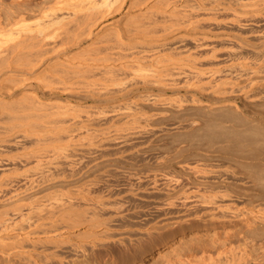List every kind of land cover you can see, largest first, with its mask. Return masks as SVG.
I'll return each instance as SVG.
<instances>
[{
  "label": "rangeland",
  "instance_id": "1",
  "mask_svg": "<svg viewBox=\"0 0 264 264\" xmlns=\"http://www.w3.org/2000/svg\"><path fill=\"white\" fill-rule=\"evenodd\" d=\"M72 1L73 3L76 2V0ZM81 1L83 3L84 0ZM166 1L159 0L158 3H154L155 5H151L152 8L150 6L151 3H149L148 5L150 6L151 10H163L162 8H166L168 6H176H174L177 11L175 12L176 14L174 13L175 17L173 16V14V17L163 16V18H160L161 16L158 15L157 17L152 14L153 17L156 18L158 23V25H153L152 22L149 23L150 25H153L150 27L152 31L153 29L157 30L153 31L154 34L150 33L151 31L149 27L146 28L149 29L148 35H146V29L144 31L146 33L141 32L140 34H138L139 32H137L138 35L136 36L132 34L133 32L130 34L131 30L134 31L133 28L137 26L138 23L146 21V19L144 18L145 15H135L134 17L128 16L127 18L125 15H122V13L119 11L115 12L114 14L110 15L108 18H105L103 20L100 25H105L102 29H100V32L97 34V37L95 39H83L81 43L77 44L74 43L73 39L67 38L66 35L63 34V31H61L62 33L60 34L59 31L62 30V27L61 25H59V23L54 22L55 24L52 23L53 25L51 24L48 26L49 28L47 29H50L51 32L49 33V36H52L50 37L52 40L50 39L49 42H51L52 44H54L55 42V45H59L57 47L58 50L55 53L53 52L50 56L53 61L54 59L58 60V58L60 61L64 62H67L68 60L71 61L70 56L73 54L72 56L75 57V62L81 59L91 60V58H96V60H99L97 58H109V61L114 60L115 62H117V65H115L109 70L90 68L88 70L85 69L82 71L68 70V72H48L47 74H45V76L41 77V79H37L38 81L35 80L32 82L31 91L33 90L32 93H34L37 99L42 101H46L49 99L48 101L55 102H50L51 104L47 103L45 104V106L39 107L40 109L38 111V113L41 112V114L44 110L46 113L53 112V114H51L52 116L48 115L47 117L51 119V122L49 124L53 128V130L50 131V126L48 127V131H50L47 132L48 139L46 137V134L44 137L42 136L43 138L39 137V140L43 139L44 141H36L34 139L35 133L38 134L37 136H41L40 134H42V132L46 133L42 131L41 128L37 129L40 127L38 125H41V122L43 120L41 114H38L36 116H38L39 118L40 115V119L34 117V119H32L35 120L34 123L30 122L29 124L31 127L32 125L34 126V124H36L34 126L35 129H32L31 127L29 128V126L24 125L23 127H16L18 128L16 130L14 126L15 131H17V134L15 132L14 134H16L17 137H20L21 140L20 141L18 138H16L19 141V143L18 141L15 142L17 143V145L9 142L0 141L3 142L0 144V163L2 165L4 164L3 166H7L5 167L6 169L8 168L7 170L5 169L7 172L11 171L10 173H12V175L9 174L12 176L10 181V177H7L8 174H6L7 172L4 170L5 175H3V177H6V179L4 178L3 182H5V187L3 185L0 186L2 190V192L0 190V196L4 194L6 195V197L5 195L0 197V199H3L0 201V213L2 217L8 216L10 217V219L12 218L11 221H14L15 223L19 224L20 221L22 222L23 220L24 222H26L25 226L30 225L29 228H32L31 225L33 224V221L31 222V219L33 218V228L36 226L34 230H43L44 225H46L45 229H48L46 227L51 226H49L48 222H46L48 223V225L45 222L38 223L39 220H37L36 214L39 213V209L35 206L40 207L41 205H50L48 207L43 206L42 210L40 208V210L43 211L44 207H46V211H49V209L51 210L53 207L51 206V203L54 205V201L57 202L58 197L60 199V197H63L61 195H64L65 198H67V196L71 198V196L76 195L74 192H76L77 190H82L85 192L88 191L90 194L96 193L102 195H106L108 194L109 190H112L113 202L115 203L114 205L121 206V208H123V211L126 212L125 216L129 215L126 218L124 216L125 219L123 218L122 221L127 220L130 222L132 219L135 220L134 218L139 220V218L143 216L152 217L154 216V214H157V211L155 210L156 206H160L165 202L164 190L162 191V189H153V181L157 180L156 182H163L166 180V182H171L170 184H172V186H177L176 188H178L179 183L180 185H185L184 183L186 182H188V184L189 182L193 183L192 181L194 180V169L191 168L193 165L205 168H207L206 165H208V167H217L219 165L215 164H221L227 161H230L229 163H234L236 165L233 166V169H236L234 170V173L236 174V176L234 177L237 179H235L234 177H227L226 179L217 178L216 180L215 178L214 181L211 182L210 178L207 181L208 185H206L209 187L218 186L216 188H219L223 184L224 187H228V189L233 190L235 193H241L240 195L241 197H243L242 199L244 200L242 201L243 203L252 202L254 204L256 203L257 199L260 200L257 201L258 203H264V184L261 186L262 188L260 190V186L257 185L255 182H251L252 185L253 183H255V185L252 186L249 180L244 181L245 178H247L250 174L252 175L256 172L262 174L264 172V146H250L249 144L247 145V143L241 140L240 136L233 131V127L231 128L232 125H229L231 122L226 121V116L231 117L230 115H234V113L232 112L233 109L230 106L232 100H236L239 105L243 108L244 112L253 110L254 108L250 107L253 105V103L249 101H244L241 97V94H238L239 92L231 91L228 92L229 101L217 104V106L222 107H219V109H214L210 107L208 103L209 101L211 102V100L217 101L219 97L216 98L217 95L214 96V93L210 91L204 92L199 88L201 84L206 83L205 81L207 75H209V70L213 72L215 69L224 68L232 62L228 60H231V58L235 56V53H230L229 50L233 48L235 49L237 47V43L243 44L246 40V49H244L245 53L243 52V55H245L247 61H245V59L244 61L242 60L245 63L243 67L250 66V64L253 63L255 60H257L256 62L259 61L258 58H255L252 48L254 47L255 49H257L258 46L264 44V2H261L262 0L250 1L248 3L249 6L258 1L257 6H259L260 8H254L255 10L252 11V16L249 15L245 18L240 17L238 14V17L236 18V14L240 12V10H238L239 7L243 5V2L245 5L249 0H243L242 2H240V0H227V2L226 0H222L223 2L220 0H215V2L213 0L214 2L212 3H210L212 0H168V3H166ZM238 1L241 4H239ZM245 1L247 2L245 3ZM2 2L3 4H1V8L3 12L8 9L10 10L11 8H15V10H20L21 8V10H24V12H32L31 18L36 20L41 15L40 12H42V9L39 10L41 7L45 8L44 6L47 7L49 4L53 5L56 1L3 0ZM220 2H222L223 4H220ZM76 3H78V0ZM226 4H228V8L233 9V15H231L232 11L230 9H227ZM114 5L115 4H113L111 7H113ZM164 5L167 6L164 7ZM140 6L144 8L147 7L145 6V4H140ZM218 6L220 10L218 9ZM233 6L236 8H234ZM212 7H215L216 10ZM222 7L223 9L221 11ZM29 9L32 10L30 11ZM210 9L215 10L217 14L215 15V11L211 12ZM217 10H219V12ZM131 14H133V12ZM208 14H211V18L214 15L216 18L213 17L214 19H211L209 18L210 16ZM181 15L184 16L181 17ZM260 15H262L263 17ZM222 17L224 18L222 19ZM250 17H252L253 19ZM158 19L160 22L158 21ZM180 19L182 21H180ZM183 19H185V21L187 22H185ZM229 19L232 20L230 21ZM177 21H179V23ZM189 21H191L192 24H189ZM185 24H187V27ZM100 25L98 27H100ZM97 28H95V30ZM168 31L169 33H167ZM149 34L151 35L149 36ZM153 35L156 36L153 37ZM157 35L158 38H155L157 37ZM174 35L176 36V38ZM181 35L183 37H181ZM184 36H187V38H184ZM188 38L192 39L189 40ZM237 40L239 41L237 42ZM147 42L151 45L148 44L144 46L145 44H147ZM153 43H155L154 46L152 45ZM258 43L260 44L258 45ZM157 44L161 47H158ZM199 44L200 46H198ZM207 44L209 46H207ZM74 52L76 53L75 55ZM246 54L249 56H247ZM65 56H68L69 58L67 59L65 58ZM237 62L240 61L237 60ZM247 62H249V65ZM237 67L238 71H240L239 69L241 67L239 65H236V67L234 66L233 68H231H236L235 70H230L232 74H230L231 78L233 77L232 82L234 81V79L236 80L234 81L235 84L230 82V85H233V87H235L236 84L239 86H244L245 84V86H249V81L253 79L254 84L252 83L250 85V92L253 91V94L258 93V91L264 92V81H262L264 80V73H259V75L256 74L255 76L253 75L254 77L251 76L252 78L250 80H248L249 78H247L245 75H243V77H241V75L240 77H238V79H236V76H238ZM200 73H202V75ZM141 74L143 77L141 76ZM222 75L223 74H221V72H219L218 74H214V77H212L214 78V81L212 80V83H220L221 81H224L222 80L224 79V77L229 76V74L226 76V73L225 75ZM140 77L142 79H140ZM170 78H172V80ZM255 78H257V81L255 80ZM157 83H159L160 85ZM155 85L157 87H155ZM223 85L228 86L229 83ZM255 87L257 88L255 89ZM197 88H199L200 91ZM68 101L73 102L75 104L83 105L84 107L82 106L75 109L63 110V107L60 105V103L63 104ZM244 106H248V108H244ZM221 116L223 117V119H225L224 121L226 123L223 126L215 124V121H217V119ZM216 117L217 119H215ZM37 119L39 120V124H37ZM216 125L219 126V128H216ZM23 128L29 129H25L26 133L29 131H33L32 133L34 134L29 132L27 134L29 135L31 133V135L26 136V138L24 136H21V133L19 132H21V130H24ZM229 128H231L232 131ZM66 129L68 132H66ZM58 132H60L61 135ZM49 136H53L54 138L50 137L52 140H49ZM60 137H62V139ZM43 142L47 144L45 145L43 144ZM67 142H69V144ZM66 143L69 146L64 145ZM28 146L29 148H27ZM52 146L55 149H57V146L60 148L56 151L52 148ZM21 147L27 149L22 148V150ZM73 148L75 149V151L73 150ZM2 151H4L5 153ZM6 154L9 157H11L12 154L14 158H19L20 154H22V156L20 157H23V154H25L29 158L24 157L25 159L21 158L19 159V161L18 158L14 159L12 157L15 161L13 159L11 161V158L8 159V156ZM65 154L66 156H63ZM29 155L34 157H30ZM5 163L8 164L6 165ZM9 168H11L12 170ZM32 168H35L34 170L36 172ZM18 169H20V171L18 172L22 176L19 175L18 172H16ZM24 169L26 171H24ZM29 169H31L32 172ZM190 169H193V171H190ZM14 172L18 174V176ZM247 174L249 175L246 176ZM0 176L2 177L1 174ZM239 178L242 179L239 180ZM21 180L23 183L21 182ZM33 181L35 182V184ZM13 182H15V184ZM32 182L34 186H31ZM219 182H221L222 184ZM215 183H218V185H216ZM257 186L258 188H255ZM3 187L7 191H5ZM17 187L19 189H17ZM28 187L29 189H32L29 190ZM129 187L134 190L133 194H129L126 192V189H128ZM158 187H160V185H158ZM84 188L89 189L86 191ZM220 188L223 187L221 186ZM18 190H20V193L17 192ZM243 191L244 193H242ZM246 197L249 200L245 199ZM7 198L8 200H6ZM75 199L72 200L73 206L75 207L74 209H81L84 206V203H81L80 199ZM36 201H38L39 204ZM48 201H51L50 204L48 203ZM12 203L14 204V206ZM20 203H23V205L21 206ZM117 203H119L120 205H118ZM16 204L19 205V207H22L20 208V210L17 206L18 211H21H19L21 215L20 213H17L18 211L15 212ZM263 205L264 204H262V206ZM26 206L28 207V209ZM8 207H11V209L8 210ZM245 207L248 206L245 204ZM35 209L38 212H36ZM46 211L44 210L43 213H41L45 214ZM130 213H132V215ZM22 214H27L28 216L25 215L23 217ZM18 215L19 218L17 217ZM14 216L17 219H20L21 216L23 218H21L19 221L14 218ZM229 217L228 218L230 219V221L227 220L228 218L219 219L221 220V225L217 221L211 220L210 223L209 221L206 222L207 217L202 219L199 218V220H197L196 217H190V219L192 220L187 218L189 222L187 219H185V222L183 223H181V221H184V219H181L179 220L180 223H173L175 226L169 224L171 225L169 227H172V229H169L168 226L165 227L167 231L164 230L165 228H162L161 230L159 229L158 231H160L161 234L158 236L156 235L157 237L152 236L153 238L151 237L150 239L149 237L148 239L147 234L142 232V234L145 235V237H143V235L141 236L143 238L141 239L144 242H142L141 240L140 242L142 243H139L138 246L129 244L126 247L123 244H117L115 241H107V243H105V241V244L101 243L95 247H92V250L91 247L88 246L87 251H91V257L89 256L90 258L88 264H189L188 261H190V263L192 264L191 259L195 261V255H192L193 257L190 255L192 257L191 258L188 254L187 256L191 258L190 260H188L189 258L187 259V257L185 256V254L189 253L191 247H194L197 244L199 245L200 241L203 246H209V243L211 246L212 242L213 245H217V243H220L221 240H226L224 241L225 243H223L226 246L228 245V239H221L225 237L226 232H228V236L226 235V237L230 236L229 241H232L234 238L238 237L237 235L239 234L237 232H239L240 230V235L243 232V234L247 237L248 240L245 239L247 242H245L246 244L243 243V246L241 243L242 240H239L240 242L238 240L236 241H238V243H240V245L242 246H240L242 248H240L241 250L246 249L247 251L249 250V252L252 253L249 254V252L247 253V251H245V255L249 254L250 260L253 257L252 255H255V252H264V226L262 229V225H260L261 223H258L259 225L257 224V226L255 225V227H249L248 222H246L245 220L238 221V218H231V216ZM25 218H27V221L29 219V222H31V224L24 220ZM195 220L198 221V223H195ZM235 220L236 222H234ZM24 222H22L20 225L23 226ZM118 222L121 221L118 220ZM211 222L218 224L214 225L211 224ZM40 223H45L44 225L41 224L42 228ZM19 224H17V226H19ZM178 224L179 226H177ZM238 228L240 229L238 230ZM49 229L52 228L50 227ZM168 229L171 231H168ZM257 229H260L261 231H258ZM252 230L254 233L256 232L255 235H257V238L256 236H254ZM231 231L237 233V235L234 233L236 236L234 235L235 237H233ZM53 233L54 236L57 235L56 237L60 236L58 234V231L57 233ZM247 234L248 236L253 235L252 239H249L250 237H248ZM221 235H223L224 237H222ZM212 237L213 239L215 238L216 242L215 240L212 241ZM254 238H256L257 240ZM260 239L261 241L257 242ZM146 240L149 241L146 242ZM253 240L254 242H256L257 245L251 243ZM196 241L198 243H196ZM236 241H234V243L237 244ZM190 243L193 246L188 247ZM248 244H250L251 246H248ZM51 246L52 245L50 244H46L43 245L42 248L40 245H38L36 247L37 256L35 255L36 258L33 257V259L35 258V261H32L36 264H43L45 262L44 259L47 258L46 260H50L47 261L48 263L46 262L44 264H53V262L54 264L56 262V264H60L56 260V257L51 256L49 254V252L52 251V249L54 248L57 253L61 254L62 256L65 255V264L68 260V263L72 261L71 259L73 253L69 248H67L66 246H61V248ZM65 247L67 250L65 249ZM185 247L187 248V250L185 249ZM47 248L48 250L50 249V251H48ZM43 249L45 250V252ZM260 249L262 250L261 252L259 251ZM183 251L184 254L182 253ZM1 252L2 251L0 250V264L33 263L30 261H26L22 257L20 258L15 255L12 256V254L8 251H3L2 253ZM241 252H243L244 254V251ZM196 253L194 254L198 256L199 252ZM69 254H72V256H70ZM190 254H193V249L191 250ZM42 255L45 257H43ZM52 257H54L55 259ZM261 258H263L264 260V254H262V257L260 255L257 259L260 263H257L256 261L255 264H264V261H261ZM38 259L42 263L38 261ZM54 260H56V262ZM250 260H248L247 262H249V264H253L254 260ZM195 264L198 263L196 262Z\"/></svg>",
  "mask_w": 264,
  "mask_h": 264
},
{
  "label": "bare ground",
  "instance_id": "2",
  "mask_svg": "<svg viewBox=\"0 0 264 264\" xmlns=\"http://www.w3.org/2000/svg\"><path fill=\"white\" fill-rule=\"evenodd\" d=\"M2 1L3 0H0V141L9 142V143H13V144H16V145H17V143H15V142H17L18 139L20 140V137H17V135H16L17 131H15L14 126L16 128V127H23L24 125H26V126H29V128H30L31 127L29 125L30 122L34 123V121H35V120H32V119H34V117L38 118V116H36V115L41 114V112L38 113V111L40 109L39 107L45 106V104L50 103V102L51 103L52 102L55 103L54 101H48L49 99L46 100V101L45 100L42 101V100L37 99V97L34 95V93H32L33 90L31 91V86H32V82L33 81H35L37 79H41V77L45 76V74H47L48 72L49 73L50 72H54V73L55 72H64V71L68 72V70H70V71L71 70L72 71L81 70L82 71V70H85V69L88 70L90 68H92V69L99 68V69L109 70V69L113 68L115 65H117V62H115L114 60L109 61V58H97L99 60H96V58H91V60L90 59H85V60L81 59V60H78L77 62H75V59H74L75 57L72 56L73 54L70 56L71 57L70 58L71 61L70 60H68L67 62L60 61L59 58H58V60L54 59V61H53V59H51L50 56H51V54L53 52L55 53L58 50L57 47L59 45H55V42H54L55 40L53 41L54 44L49 42V40L51 39L50 37H52V36H49L50 35L49 33H51L50 29L49 30L47 29V28H49L48 27L49 25H51L52 23L53 24L59 23V25H61V27H62V30L59 31L60 34L62 33L61 31H63L64 32L63 34L66 35L67 38L73 39L74 43L77 44V43H81L83 39H88V38L89 39H91V38L95 39L97 37V34L100 32V29H102L103 26L105 25V24L100 25L103 22V20L105 18H108L110 15L114 14L117 11L121 12L122 15H125L127 18H128V16L134 17L135 15H137V16L145 15L144 18L146 19V21H145L146 23L143 22V21L138 23V25L133 28L134 31L131 30V27H130V30H131L130 34L133 32L132 34L135 35V36L140 34L141 32H144L147 27H149V29H150L151 26L158 25L157 20H156V18L153 17V15L157 16V17L159 15V16H161L160 18H163V16H170L171 17L175 12H177L176 9L174 8L175 5L168 6L166 8H162L163 10H159V9L158 10L157 9L156 10L155 9L151 10V8H152L151 5L152 4L155 5L154 3L155 2L158 3L159 0H84L83 3H82L81 0H80V3H79V0H78V3H76L77 0L74 3H73L72 0L71 1L70 0H55L56 2L53 5L49 4L51 6H49V5L47 7L44 6L45 8L41 7L39 9V10L42 9V12H40L41 15H40V17L38 19L35 20V19L31 18L32 17V12H30L31 14L29 13V11L28 12L27 11L24 12V10H21V8H20V10H18V9L15 10V8L14 9L11 8L10 10L8 9V10L3 12L2 8H1V4H3ZM162 1H166V0H162ZM167 1H166V3H168ZM214 1L212 0L210 3L214 2ZM220 1H222V0H220ZM242 1L243 0H240V2H242ZM250 1H252V0H249L248 2L245 1V3L247 2L246 4L248 5V3ZM222 2H220V4ZM226 2H227V0H226ZM229 2H231V1H229ZM240 2H239V4H241ZM261 2H264V1L262 0ZM149 3H151L150 4L151 8H150V6H148ZM237 3H235V4H237ZM17 4H19V3H17ZM113 4H115V5L113 7H111ZM138 4H139V7H138ZM140 4H145V6H147V7H145V8L141 7ZM172 4H173V2H172ZM228 4H230V3H228ZM228 4H226L227 5V9H230V8H228ZM246 4L244 5V2H243V5L239 7L238 10H240V12L236 14V16H235L236 18L238 17V14H239L240 17H245V18H246V16H249V15L252 16V11L255 10L254 8H256V7L258 8L259 7V6H257L258 5V1L256 3H254V4H251L250 6L249 5L247 6ZM217 5H219V4H217ZM165 6H167V5H164V7ZM149 8H150V10H149ZM212 8L214 9L215 7H212ZM216 8H217V6H216ZM216 8H215V10H216ZM224 8H226V7H224ZM234 8H236V7H234ZM218 9H219V6H218ZM222 9H223V7L221 8V11H222ZM26 10H28V9H26ZM215 10H211V12L212 11L214 12ZM219 10H217V11L219 12ZM230 10L232 11L233 9L231 8ZM132 12H133V14H131ZM233 12L234 11H232L231 15L234 14ZM214 13H215V15L217 14L216 11ZM175 14L173 15L174 17H175ZM211 14H208V15L210 16ZM215 15L213 16L214 18H216ZM182 16H184V15H181V17ZM260 16H262V15H260ZM187 17H189V16H187ZM235 17H233V18H235ZM209 18H211V16ZM223 18L224 17H222V19ZM229 18H230V16H229ZM250 18H252V17H250ZM218 19H220V18H218ZM183 20L185 21V19H183ZM215 20H217V19H215ZM158 21H159V19H158ZM163 21H164V19H163ZM180 21H182V20L180 19ZM198 21H195V22H198ZM210 21H212V20H210ZM150 22H152L153 25L152 24L150 25L149 24ZM177 22L179 23V21H177ZM185 22H187V21H185ZM190 22L191 21H189L188 23L192 24V22L191 23ZM154 23H157V24H154ZM147 24L150 25V26H148ZM180 24H182V23H180ZM99 25H100V27H98ZM182 25H184V24H182ZM185 25L187 27V24H185ZM58 27H60V26H58ZM154 27H152V28H154ZM95 28H97V29L95 30ZM178 28H179V26H178ZM149 29H146L147 33L144 32V33H146V35H148ZM47 31H48V33H47ZM150 31H151L150 32L151 34H154L153 31H157V30L153 29V31H152V29H150ZM169 31L167 33H169ZM137 32H139V33L137 34ZM161 33H163V32H161ZM151 34H149V36ZM51 35H53V34H51ZM154 36H156V35H153V37ZM159 36H161V35H159ZM124 37H126V36H124ZM181 37H183V36L181 35ZM143 38H144V36H143ZM155 38H158V35ZM175 38H176V36H175ZM184 38H187V36H184ZM190 39H192V38H190ZM238 41L239 40H237V42ZM245 41H244L243 44L242 43H237V47L235 49L233 48V49L229 50L230 53L231 52L235 53L234 54L235 56L232 57L231 60L230 59L228 60V61H232L228 66H225L224 68L215 69L213 72L211 70L208 71L209 75H207L206 81L204 80L206 83L205 84H201L199 86V88H200V90H202L204 92L210 91V92L214 93V96L217 95L216 98L219 97L217 101L211 100V102L209 101V103H208V105L210 107L214 108V109H219L220 106H217V104L229 101L228 92H231V91L239 92L238 94H241V97H242V99L244 101H249V102L253 103V105L250 106V107H253L254 109L250 110V111H247V112H244L243 108L239 105V103L236 100H232L231 101L232 105L230 104V106L233 109L232 112L234 113V115L233 114L230 115L231 117L226 116V118H227L226 121L231 122L230 124L229 123L228 124L232 125L231 128L233 127L232 128L233 131L237 135H239L240 139L245 141L247 143V145L249 144L250 146L251 145H263L264 146V103H263V101H264V92L258 91V93H255V94L252 93L253 91L250 92V87H251L250 85L253 83V79H251V78L254 77L256 74L259 75V73L260 74L264 73V44H261L262 46L261 45L258 46L260 44V43H258V45H257L258 47L256 46L257 49H255L254 47H253L254 49L252 48L255 58L256 59L258 58L259 61L256 62L257 60H255L253 63L250 64V66L243 67L245 65V63L243 62L244 59H245V61H247L245 55H243V52L245 53L244 49H246V46H245L246 42ZM155 43H153L152 45L154 46ZM148 44H150V43L147 42V44H145L144 46H146ZM200 44H201V42H200ZM200 44L198 46H200ZM78 45H80V44H78ZM161 45H162V42H161ZM159 46L160 45H158V47ZM207 46H209V45L207 44ZM253 46H255V45H253ZM75 54L76 53L74 52V55ZM211 54H212V51H211ZM227 54H229V53H227ZM68 56L67 57L65 56V58L68 59L69 58ZM208 56H209V54H208ZM247 56H249V55H247ZM229 57H231V56H229ZM60 58H62V57H60ZM237 60L240 61V62H237ZM247 63L249 65V62H247ZM236 65H239L241 67V68L239 67L240 71H238V67H237V71H238L237 75L238 76L235 75L236 79H238V77H240L241 75H242L241 77H243V75H245L247 78H249L248 80L251 79L249 81V83H250L249 86H245L246 84L244 86L241 85V84H240L241 86L236 84L235 87H233V85H230V82L235 84L234 81H236L234 79V81L232 82L233 77L231 78L232 74L230 72V70H235L236 69V68L235 69H231L234 66L236 67ZM219 72H221V74H223V75H225V73H226V76L229 74V76L228 77H224V79H222L224 81H221L222 83L221 82L220 83H218V82L212 83L214 81L213 80L214 78H212V77H214L213 75L214 74H218ZM200 74L202 75V73H200ZM141 76H142V74H141ZM145 77H146V75H145ZM174 78H177V77H174ZM140 79H142V78L140 77ZM170 79L172 80V78H170ZM255 80L257 81V78H255ZM258 80H259V77H258ZM155 81H156V79H155ZM260 81H258V82H260ZM262 81H264V80H262ZM174 82H176V81H174ZM145 83H144V85H145ZM227 83H229V85H228L229 87L227 85H223V84H227ZM237 83H239V82H237ZM157 84H159V83H157ZM255 85H257V84H255ZM162 86H163V84H162ZM155 87H157V86L155 85ZM260 87H259V89H260ZM199 88H197V89L199 90ZM256 88L257 87H255V89ZM24 89H26V90H24ZM247 89H249V90H247ZM254 92H255V90H254ZM60 105L63 107L62 108L63 110L75 109V108L83 106V105L75 104V103L70 102V101L65 102L63 104L60 103ZM242 105H244V104H242ZM244 108H248V106L247 107L244 106ZM51 114H53V112L46 113L45 110H44L42 112V114H41V116L43 117V120L41 119L42 120L41 125H38V126H40L39 128H37L38 126L36 127L37 129L41 128V130L46 132V133H43L40 130L42 132V134H40L41 136H37L38 135L37 133H35L36 134V136H35V134L32 133L33 131H29L32 134H34V139L36 141L37 140L38 141H44L43 139L39 140V137H42V136L44 137L45 134L47 135L46 137L48 139L47 132H50L51 130H53V128L49 124L51 122V119L47 118L48 115H51ZM221 114H224V113H221ZM225 115H227V114H225ZM41 116L39 115L38 119H40ZM219 116H220V114H219ZM221 117L218 118V119H217V117L215 118V119H217V121H215V124L222 125V126L224 124H226L225 121H224L225 119H223V117L222 118ZM37 124H39V120H38ZM35 125L36 124H34V126ZM217 125H216V128L217 127L219 128V126H217ZM34 126L32 125L31 128L35 129ZM49 126H50V128H49L50 131H48V127ZM52 126H53V124H52ZM231 128H229V129H231ZM17 129L18 128H16V130ZM23 129L24 130L20 129L21 132H19V133H21V136H24L26 138V136L31 135V133L28 135L27 133H29V132H27V133L25 132L26 131L25 129H27V128H23ZM232 129H231V131H232ZM27 130H29V129H27ZM14 132L16 134H14ZM66 132H68L67 129H66ZM234 132H233V134H234ZM58 133H60V132H58ZM61 133H62V131H61ZM61 133H60V135H61ZM65 134H67V133H65ZM18 135H20V134H18ZM234 136H235V134H234ZM239 136H238V138H239ZM50 137L54 138L53 136H49V140L51 139ZM62 137H60V138L62 139ZM16 138H18V139H16ZM3 142H0V144L3 143ZM45 142H47V141H45ZM18 143H19V141H18ZM67 143L69 144V142H67ZM67 143L64 144V145H68ZM43 144H45V143L43 142ZM64 145H61V146H64ZM68 146H65V147H68ZM4 148H2V149H4ZM22 148L23 147H21V149ZM27 148H29V146ZM27 148H23V149H27ZM52 148L57 151V149L59 150L60 147L57 146L56 147L57 149H55L52 146ZM73 150L75 151L74 148H73ZM2 152H4V151H2ZM30 153H33V152H30ZM20 156H22V154H20ZM20 156H19V158L18 157H15V158H18V160L21 159V158H24V157L25 158H29L25 154H23V157H20ZM63 156H66V154L63 155ZM12 157L13 156L11 154V157L8 156V159L11 158V161H12V159L14 158V157L13 158ZM30 157H34V156H30ZM68 159H70V158H68ZM5 162H6V160H5ZM21 162H23V161H21ZM229 162L227 161V162H224V163H221V164L217 163V164H215V165H219L217 167H208V165H206L207 168L201 167V166L197 167L196 165L195 166L193 165L194 167L192 166L191 168H193L194 171H193V169L192 170L190 169V171L194 172V175H193L194 176V180L192 181L193 183L189 182V184H188V182H186V183H184L185 185H183V184L180 185V183H179V185H178L179 187L178 188H176L177 186L176 187L172 186V184H170L171 182L168 183V182H166V180L163 181V182H156L157 180L153 181L152 182L153 183V185H152L153 189H162V191L164 190V194H165L164 201L165 202L162 205H160V206H158V205L156 206L155 210L157 211V214H154V216H152V217L143 216V217L139 218V220L134 218L135 220L132 219L131 220L132 222L131 221L129 222L127 220H126L127 222L125 220H123L125 222L122 221V219L124 218L126 212L123 211V208H121V206L114 205L115 203L113 202L112 190H109L108 194H106V195L105 194H103V195L102 194H96V193H94V194L91 193L90 194L87 191L89 188L88 189L84 188L87 192L82 191V190L78 191L76 189L77 191L76 190L75 191L77 193L74 192L76 195L75 196H71V198L68 197L67 195H66L67 198H65L64 195H61V196L64 197V199H63V197L62 198L60 197L61 200L59 199V197L58 198L56 197L58 199V201L56 199L57 202L54 201V205L51 203V206H53L51 210L49 209V211L48 210L46 211V207H48L50 205H48V206L43 205V206H46V207H44V210L47 212V213L45 212V214H42L43 211H44V210L41 211L42 207H43L42 205L40 207L34 205L35 207H37L39 209L38 210L39 211L38 214H40V215L36 214L37 215L36 218H37V220H39L38 223L39 222H42V223L43 222H45V223L48 222L49 226L51 225L50 227L52 229H49L50 227H48V226L46 227L48 229H45V226H46V225H44L45 223L44 224L40 223V225L41 224L44 225L43 226L44 229L40 230V231L34 230V228L36 226L34 225L35 227L33 228V224H34V220H32L33 218L32 219L30 218L31 222L33 221L32 222L33 224L31 225V227L33 229L29 228L30 225L25 226L26 222H24L23 220H22V222H24L23 226L20 225L22 223L20 221V219L23 218L27 214H25V215L22 214L23 217L21 216L20 219H17L15 217L16 215L14 216V218H16L17 220L20 221V224H19V223H15L14 221H11L12 218L10 219V217H8V216L7 217L9 219L7 217H2L1 213H0V250L2 252L3 251H8L9 253L12 254V256L15 255V256H18L20 258L21 257L24 258L26 261L33 262L32 260L35 261V258L37 256L36 247L38 245H40L42 248H43V245H46V244H50L53 247H57V248L58 247L61 248V246L62 247L66 246L73 253V256H72V254L71 255L69 254L70 256H72V259H71L72 261L70 263H68L69 262V260H68L66 264H78V263L88 264L89 258L91 257L90 256L91 255L90 254L91 251L90 252L87 251V247L88 246L91 247V250H92L93 249L92 247H95V246H97V245H99L101 243L103 244L105 241H106L105 243H107V241H111V242L115 241L117 244H121V245L123 244L126 247L129 244H131V245L133 244L135 246H138L139 243L144 242L142 240L143 238L141 237L143 235L142 232L147 234L148 239H149V237L151 239L152 236H156V235L158 236V235L161 234V232L158 231L159 229L161 230L162 228H165L166 226L169 227L171 225H174L173 223H175V222L180 223L179 220H181V219H184V221L183 220L181 221V223H183V222H185V219H187V218L190 219V217H196L197 220H199V218L202 219V218H206L207 217L206 222L209 221V223H210V221L212 220V221H217L220 224L221 220H219V219H227L229 216H231V218H238L237 219L238 221H240V220L244 221L245 220L246 222H248V226L249 227H253V226L255 227V225L257 226L258 223H261L260 225H262V229H263V226H264V205L262 206V204H264V203H262V202H260L262 204L258 203L257 201L259 199L256 198L257 201L255 200L256 203H254V204L252 202H250V201H249L250 203L247 202L248 203L247 204V203H243L242 202L244 200L242 199L243 197H241V195H240L241 193L240 194L235 193L233 190L228 189V187H224L221 182H219V183L222 184V185L221 184L220 185L223 188H220L221 186L219 188H216L218 186H216V187L207 186L208 185L207 181L210 178L212 179V180L210 179V181L212 182V181H214L215 178L217 180V178L226 179L227 177L236 176V174L234 173V170H236V169H233V166L235 164L234 163H229ZM12 163H14V162H12ZM3 165L0 163V170H1L0 174L2 175V177L0 176V186L1 185H3V186L5 185V182H3L4 181L3 179L4 178L6 179V177H3V175H5L4 174L5 173L4 170L6 169L5 167H7V166H3ZM11 167H13V166H11ZM9 169H11V168H9ZM20 169H18L17 171L15 170V171L18 172V171H20ZM29 170L31 171V169H29ZM24 171H26V170L24 169ZM10 172L11 171L7 172L6 174H8L7 177L9 176L10 177V181H11L12 173H10ZM9 174H11V175H9ZM18 174H19V172H18ZM18 174H16V175L18 176ZM23 174H26V173H23ZM249 174H247L246 176H248ZM19 175H21V174H19ZM21 176H19V177H21ZM187 178H188V176H187ZM235 179H237V178H235ZM240 179H242V178H239V180ZM246 180L247 181L249 180L250 183L251 182H255L257 185L260 186V190H261V188H262L261 186L264 184V172L262 174H259L257 172L255 174H252V175L250 174L247 178H245L244 181H246ZM21 182H22V180H21ZM33 182L31 184V186H34ZM2 183H4V184H2ZM13 183L15 184V182H13ZM30 183H31V181H30ZM255 183H253V185H255ZM34 184H35V182H34ZM215 184L218 185V183H215ZM158 185H160V187H158ZM251 185H252V183H251ZM263 187H264V185H263ZM6 188H7V186H6ZM36 188H37V183H36ZM255 188H258V186L255 187ZM17 189H19V188L17 187ZM28 189H29V187H28ZM31 189L32 188H30L29 190H31ZM0 190H1V187H0ZM4 190H5V188H4ZM257 190H259V189H257ZM5 191H7V190H5ZM8 191H9V189H8ZM19 191L20 190H18L17 192H19ZM1 192H2V190H1ZM13 192H15V191H13ZM126 192L129 193V194H133L134 190L131 187H129L128 189H126ZM236 192H238V191H236ZM242 193H244V191ZM62 194H64V193H62ZM4 195H1V196H4ZM20 195H22V194H20ZM5 197H6V195H5ZM72 197H75L77 200L80 199L81 203L82 202L84 203V206L82 208L79 207L81 209H77V210L74 209L75 207L73 206V201L72 200L75 199V198H72ZM36 198H37V196H36ZM245 199H248V198L246 197ZM1 200H3V199H0V201ZM6 200H8V198ZM261 201H263V200H261ZM36 202H38V201H36ZM50 202L48 201L49 204H50ZM76 202H78V201H76ZM23 203H20L21 206L23 205ZM1 204H2V202H1ZM17 204H19V203H17ZM17 204L15 206L16 208L14 207L15 208V212H17L18 209L22 208L21 206L19 207V205H17ZM38 204H39V202H38ZM117 204L120 205L119 203H117ZM245 204L248 207H245ZM13 206H14V204H13ZM17 206L19 207L18 209H17ZM11 207L10 208L8 207V210L11 209ZM40 208H41V210H40ZM27 209H28V207H27ZM36 209H35V211L38 212ZM12 210H14V209H12ZM19 211L17 212L18 214L21 212V211L20 212ZM15 212H14V214H15ZM130 214L132 215V213H130ZM20 215H21V213H20ZM127 216H129V215H126L125 218ZM17 217L19 218V215ZM229 218L227 220L230 221ZM24 220L27 221V218H25ZM118 220L121 221V222H118ZM190 220H192V219H190ZM29 221L30 220L28 219L27 222H29ZM31 222H29V224H31ZM35 222H36V220H35ZM188 222H189V220H188ZM191 222H193V221H191ZM196 222L198 223V221L195 220V223ZM227 222H226V224H227ZM234 222H236V220ZM48 223H46V224L48 225ZM229 223H231V222H229ZM232 223H233V221H232ZM17 224H19V226H17ZM169 224H171V225H169ZM211 224L216 225L218 223L215 224V223L211 222ZM42 225H41V228H42ZM177 226H179V224ZM38 228H40V227H38ZM170 228L172 229V227H169V229ZM256 228H258V227H256ZM169 229H168V231H171ZM239 229L240 228H238V230ZM242 229H244V228H242ZM164 230H166V228ZM254 230H255V228H254ZM57 231L59 232L58 233L60 235L59 237H56L57 236L56 234H55L56 236H54L53 232L57 233ZM233 231H235V230H233ZM239 232H237L239 235H237V233H235V232L231 233V234H233V237H235L236 235L238 236L237 238H234L232 241L231 240L229 241L230 236L226 237L228 232H226L225 237L223 235H221L222 237H224V238H221V239H225V238L228 239L227 240L228 241L227 242L228 245H226V246L223 244V243H225L224 241H226V240H224V241L221 240L220 243H217V245H213V242H212L213 246L212 245L210 246V243H209V246H208L207 245L208 243L206 242L207 243L206 245L208 247L205 246V245L203 246V244L200 243L201 241L199 242V245L197 244L194 247H191L193 245L190 243V245H188V247L190 246L191 250L193 249V254H190L191 253V250H190L189 253L185 254V256L187 257V259L189 258L188 260H190L195 255L194 256L195 257V261L198 264H235V263H239V264L242 263L243 264V263H246L248 260H250L249 254L251 252H249V250L247 251L246 249L245 250H241L242 249L241 247L243 246V243L247 242L245 240V239H247V237L243 234V232L241 233V235H240ZM252 232H253V230H252ZM255 233H254V236H256V238H257V235H255ZM247 236H248V234H247ZM143 237H145V235H143ZM213 237L211 239H213ZM248 237H250L249 239H252L253 235L252 236L249 235ZM146 238H144V239H146ZM256 238H254V239H256ZM258 238H259V236H258ZM231 239H232V237H231ZM261 239H262V237H261ZM261 239L259 241H257V242H260ZM141 240H142V242H140ZM214 240H215V238L212 241H214ZM236 240H238V241L242 240L241 241L242 246ZM147 241H149V240H146V242ZM234 241H236L237 244L234 243ZM215 242H216V240H215ZM262 242H263V240H262ZM196 243H198V242L196 241ZM251 243H253L254 245L256 244V242H254V240ZM214 244H216V243H214ZM249 245L250 244H248V246ZM258 245H262V244H258ZM244 246H246V245H244ZM66 247H65V249H66ZM186 247H185V249L187 250ZM49 248H50V246H49ZM243 248H245V247H243ZM69 249H68V251H69ZM47 250H48V248H47ZM240 250L244 251V254ZM48 251H50V249ZM245 251H247V253L249 252V254L245 255V253H246ZM259 251L261 252L262 250L260 249ZM44 252H45V250H44ZM186 252H188V251H186ZM196 252H199L198 256L196 255L197 254ZM257 252L254 253L255 255H252L253 256L252 259L254 260L253 264H255L256 261L258 263L259 262L257 260L258 257L260 255L262 257V254H264V252H262V253L258 252V254H257ZM5 253H7V252H5ZM69 253H70V251H69ZM182 253L184 254V251ZM194 253H196V254H194ZM49 254L51 256L56 257L57 258L56 260L60 264H65V261H66L65 258H64L65 255L62 256L61 254L57 253L55 248L52 249V251H50ZM188 254H189V256L190 255L191 256L193 255V256L192 257L190 256L191 257L190 258V257L187 256ZM33 257H35V258L33 259ZM43 257H45V256H43ZM54 257H52V258H54ZM46 259H44L45 260L44 263H46L47 261L50 260V259L49 260H46ZM261 259H262L261 261H264L263 258H261ZM56 260H54V261L56 262ZM38 261H40V260L38 259ZM191 261H192V264L195 262L192 259H191ZM174 262H177V261H174ZM188 262H189V264H191L190 261H188ZM185 263H187V262H185ZM247 263L249 264V262H247ZM32 264H36V263L33 262ZM50 264H52V263H50ZM53 264H54V262H53Z\"/></svg>",
  "mask_w": 264,
  "mask_h": 264
}]
</instances>
